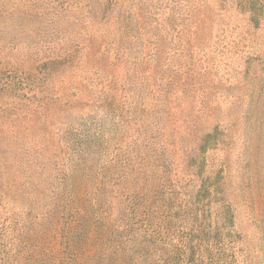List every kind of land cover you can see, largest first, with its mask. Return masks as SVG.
<instances>
[{
	"label": "rangeland",
	"instance_id": "374dc122",
	"mask_svg": "<svg viewBox=\"0 0 264 264\" xmlns=\"http://www.w3.org/2000/svg\"><path fill=\"white\" fill-rule=\"evenodd\" d=\"M122 244L264 264V0H0V264Z\"/></svg>",
	"mask_w": 264,
	"mask_h": 264
},
{
	"label": "trees",
	"instance_id": "16d2710c",
	"mask_svg": "<svg viewBox=\"0 0 264 264\" xmlns=\"http://www.w3.org/2000/svg\"><path fill=\"white\" fill-rule=\"evenodd\" d=\"M74 244L73 247L76 248L77 244ZM118 248V247H117ZM117 248H112V250H109L108 252H102L104 257V261L102 260V264H124V262L126 263L127 259H132L135 256V251L132 250L131 248H126L123 244L121 245V252L118 251ZM95 252V250H92ZM77 256H79L80 254H82L81 249L77 250ZM118 255L115 257V259H112V255ZM123 257V261L122 258ZM94 259H97V257H95Z\"/></svg>",
	"mask_w": 264,
	"mask_h": 264
}]
</instances>
